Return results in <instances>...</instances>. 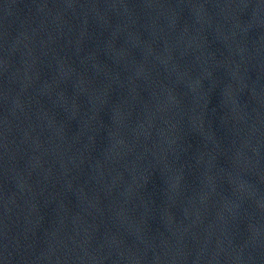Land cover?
I'll list each match as a JSON object with an SVG mask.
<instances>
[{
    "label": "water",
    "instance_id": "95a60500",
    "mask_svg": "<svg viewBox=\"0 0 264 264\" xmlns=\"http://www.w3.org/2000/svg\"><path fill=\"white\" fill-rule=\"evenodd\" d=\"M0 264H264V0H0Z\"/></svg>",
    "mask_w": 264,
    "mask_h": 264
}]
</instances>
